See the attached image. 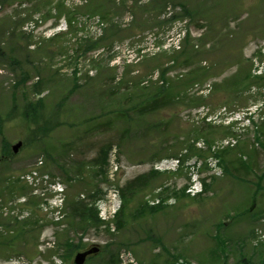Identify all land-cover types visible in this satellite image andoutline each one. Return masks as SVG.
<instances>
[{"label": "rangeland", "instance_id": "374dc122", "mask_svg": "<svg viewBox=\"0 0 264 264\" xmlns=\"http://www.w3.org/2000/svg\"><path fill=\"white\" fill-rule=\"evenodd\" d=\"M0 1V49L4 58L19 61L10 65L0 56V264H73L83 249L68 256L65 238L99 245L85 264H113L120 253L137 264H237L242 257H264V241L255 234L264 231V148L256 144L264 142L262 125L232 122L237 135L218 126L228 116L222 105L248 103L256 118L255 103L264 101V82H257L258 92L229 94L231 80L253 73L264 59L256 49L264 42V0H167L159 15L132 11L134 1L151 0ZM180 1L194 12L192 19L163 22L168 11L181 13ZM146 16L162 25L143 26ZM69 17L71 28L65 25ZM198 25L205 26L200 38ZM185 30L191 36L177 51ZM95 40L99 46L84 49ZM203 67L210 73L205 82H187L190 70ZM153 99L159 105L141 108ZM39 101L37 123L19 114ZM13 105L16 114L9 118ZM206 108L210 115L202 117ZM231 134L239 141L224 162L240 154L248 175L224 166L222 154L217 163L206 147L212 150ZM164 158H180V167L152 171L163 167L156 163ZM31 169L61 183L62 217L41 205L51 195L34 193L44 188L41 182L34 187L18 179ZM194 172L207 186L191 197L183 187ZM130 183L135 188L126 192ZM162 197V208L140 210ZM125 202L119 228L111 222L107 231L81 217V209L103 216L105 206L113 211Z\"/></svg>", "mask_w": 264, "mask_h": 264}, {"label": "trees", "instance_id": "16d2710c", "mask_svg": "<svg viewBox=\"0 0 264 264\" xmlns=\"http://www.w3.org/2000/svg\"><path fill=\"white\" fill-rule=\"evenodd\" d=\"M138 1H134V4L131 5V9L132 11L134 12V14H136V12L138 13H142L141 15H147V14H154V15H159V11L161 13H163V10L167 7L166 6V2L167 0H151L149 2H144V3H137ZM0 4H1V1H0ZM178 6L181 8V13L180 14H176V11H171L170 14L168 15L167 18H165V21L163 22H167V21H173V20H176V18H179V19H183L185 17L189 18V19H192L190 18V16L192 17L194 12H190V9L187 5L184 4L183 1H180V2H177ZM59 6V5H58ZM61 6V5H60ZM176 6V5H175ZM105 13V12H104ZM104 15L105 14H102L100 15L102 19H104ZM180 15V16H179ZM67 22H68V25L69 27L71 28V18H67ZM135 23V22H134ZM132 23V24H134ZM145 24H143V26L145 25V27H147V25L150 23V24H158V25H162L160 24L161 22H158L157 20L153 21L151 19H149L147 16L145 17ZM137 24V23H135ZM110 26H111V34L114 35V34H117L116 32V26L113 24V23H110ZM136 26H140V24H137ZM150 26V25H149ZM190 37L189 33H185V36H184V40L185 39H188ZM101 39H99L100 41ZM185 45V43H184ZM96 46H99L98 45V42L95 40V41H92L91 43H86L84 49H92ZM186 47V46H184ZM193 46H191L192 48ZM194 49V48H193ZM184 53V51H182ZM4 51L2 49H0V56H2V58H4ZM183 55H185L186 57H189L190 54H189V51H186ZM8 57V62L10 65H18L19 64V61L15 58V57H9L8 56H5V58ZM4 58V59H5ZM200 69V68H199ZM23 71V70H21ZM210 75L209 73V70H206L205 67L201 68L200 71L197 70V69H194V70H190L189 73H188V77L186 78L187 82H193L197 79V77L199 78H203V79H207L209 78L208 76ZM163 76V73L161 72L160 73V78H162ZM27 76L25 74L21 75L20 79H19V83H24V79L26 78ZM239 79V77H238ZM240 84H239V80L237 81L236 78H234L233 80H231V83H233V90L235 91H240L244 88H248L251 84H253L255 81H262L264 80V77H256L255 79L252 78L250 76V71L248 72H245L243 75H241L240 77ZM242 87V88H241ZM41 101H39L38 103H27L26 105L23 106V108L21 109V111H19V114H21L23 116V118H27V120L31 123H37L38 121V118H39V115L37 113V107H41ZM159 101H157V99H153L151 101V103H148V101L144 102L142 104L143 107H141L142 109H144L146 111V109L148 108V106L152 105L153 104V107L156 106V105H159ZM15 104V103H14ZM141 105V104H140ZM15 109V106L13 105L12 108H11V112H8L7 115L8 117H12L13 115H11V113L13 112V110ZM12 114H16L15 112L12 113ZM2 147L4 146H7V144H5L4 146L1 145ZM8 148V146H7ZM9 150V148H8ZM106 154L107 152L106 151H103L102 152V157L100 158L101 161L104 163L105 160H106ZM133 188H135V185L133 184H128L126 187H125V190L126 192H130V190H132ZM122 195L124 196V192L122 193ZM122 196V197H123ZM125 204L126 202L123 204V207L117 212L116 214V217H115V224L117 226V228L120 227V223L123 224L124 221H125V212H124V209H125ZM141 211L145 210V209H154V210H157L159 208H162L160 205L156 206V207H144V205L140 206L139 207ZM86 211H88L89 214L86 213ZM139 213V211H137V209H135V214ZM135 214L134 212H130V217L131 218H134L135 217ZM81 217L82 218H89L91 220V222L93 224H95L96 226H100V225H106L105 222L101 221L98 217V214H97V211L93 208H87V209H81ZM89 221V220H88ZM120 221V223H119ZM106 230L108 231L109 228H106ZM21 233H19L18 235H13L12 238H10V241H9V245L8 246H12V244L18 240L19 236H20ZM63 244L67 250V255L70 256L73 251H76L77 249H82L84 248V243H81L80 240L77 242V243H73L70 239L68 238H65V240L63 241ZM112 263L115 264L116 263V259H117V256L115 257H112ZM238 264H264V257H262L258 262H252L250 261L248 258H244V260L242 262H239Z\"/></svg>", "mask_w": 264, "mask_h": 264}, {"label": "water", "instance_id": "95a60500", "mask_svg": "<svg viewBox=\"0 0 264 264\" xmlns=\"http://www.w3.org/2000/svg\"><path fill=\"white\" fill-rule=\"evenodd\" d=\"M19 145H20V143L13 146L14 152L17 151V148ZM97 251H98V247L94 246V247H91L90 249L85 250L83 252L76 253L75 257H74V263L75 264H83L88 255L95 254V253H97Z\"/></svg>", "mask_w": 264, "mask_h": 264}]
</instances>
